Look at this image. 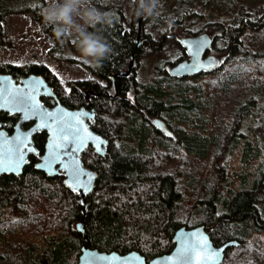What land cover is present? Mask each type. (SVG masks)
<instances>
[{"label":"trees","instance_id":"16d2710c","mask_svg":"<svg viewBox=\"0 0 264 264\" xmlns=\"http://www.w3.org/2000/svg\"><path fill=\"white\" fill-rule=\"evenodd\" d=\"M163 1L157 0L154 15L140 22L138 48L141 2L127 28L121 6L92 0L100 11L115 17L110 26H97L111 47L110 55L99 64L93 60L86 65L96 78L108 81L105 85L97 80L71 81L69 92L42 62L0 64V74L16 79L41 75L70 109L87 106L83 91L94 90L96 119L89 124L109 141L104 157L91 147L82 154L84 166L98 174L83 216L80 196L64 186L63 174L47 178L35 169L47 135L35 136L39 155L30 157L24 173L0 177V264H77L84 244L120 254L135 250L150 260L172 251L180 227L197 225H205L215 246L232 240L240 244L226 251L222 264H264V248L252 236L264 233V16L255 20L242 14L226 46L218 49L214 43L213 49L225 54L214 73L170 76V66L188 57L181 47L174 62L159 58L148 78L140 79L137 71L120 77L132 55L139 66L144 45L160 48L165 37L152 44L153 28L169 31L182 21L179 18L198 19L196 12L172 16ZM44 3L34 0L17 9L0 0V36L8 15L31 12L51 40L49 56L76 62L72 54L81 53L76 37H56L41 14ZM205 27L215 39L228 28L224 20ZM252 35H263L258 48L246 45ZM155 118L163 120L172 134L157 129ZM18 119L0 116L9 133ZM82 219L87 242L76 229Z\"/></svg>","mask_w":264,"mask_h":264},{"label":"water","instance_id":"95a60500","mask_svg":"<svg viewBox=\"0 0 264 264\" xmlns=\"http://www.w3.org/2000/svg\"><path fill=\"white\" fill-rule=\"evenodd\" d=\"M147 17L140 19L138 23V38L136 40L137 47L141 45V31L140 22ZM215 42V39L207 32H203L194 36L183 37L180 40L182 47L185 49L188 59L175 63L170 67L169 74L174 78H191L199 76L201 74H210L218 71L222 66V60L220 57L214 54H208ZM197 45H202L199 49L198 64L200 67H194L196 61L193 57V52L197 50ZM135 56L132 55L128 69L126 71L120 72L118 75L120 77L129 76L134 68ZM183 66V67H182ZM40 82V83H38ZM112 86L117 96V85L116 76L111 77ZM17 93H27L35 97V100L41 106V111L56 113L57 117L63 116L64 113L70 114L66 117L69 123L74 124L76 127L80 128V136H91L95 137L96 140L86 139L83 146L78 152L71 153L70 155H64L66 151H71L72 147L75 145L68 143L67 148L54 149L52 147V130L48 127L39 128L38 125L41 124L42 120L36 116H30V118L25 119V114L22 111L16 109V107L10 102L12 100V95ZM86 100H90L91 96H95L94 90H86L83 92ZM42 97H54L55 104L52 107L45 106L42 102ZM89 107H80L76 109H70L63 105L58 99L53 88L47 83V81L41 76L36 74H31L27 77H22L20 79L14 78L10 74H0V115L1 113H8L10 115H20L19 121L16 123L13 132L11 134L4 128V124L0 121V151H5L6 149H14L17 144V136L21 139L26 138V143L28 145L27 151L24 153V158L27 161L24 163L19 170L12 171H0V177L3 175H13L15 177H20L24 173L25 167L29 163V157L31 155L38 156L39 151L36 149L34 144V137L36 134L46 133L47 140L45 143L44 153L42 154L40 160L36 163L35 169L37 171L43 172L47 178H55L60 174L64 175V186L71 192L78 193L83 206V216L87 212V197L94 191L96 181L98 178L97 172L91 170L84 166L82 161V154L87 148L91 147L95 153L99 156H106L108 153L109 141L105 137L101 136L95 132L89 121H94L96 119V110L94 106L89 102ZM74 116L80 117V123H77L72 119ZM34 122L29 128L24 129L23 125L25 123ZM47 123L51 124L52 121L48 120ZM154 126L164 132L166 135H171V131L166 125V123L160 118H155L153 120ZM58 127V125H57ZM86 130V131H85ZM62 133H57V142L65 143L60 137ZM22 147V146H21ZM56 152L60 156V161L68 163L71 167V161L75 160L77 162L78 168L84 173V175L79 176L78 180L73 178L69 171L62 167L60 161L51 164V166H45L46 161L50 158V153ZM87 185V189L83 185ZM76 229L82 234L84 240L88 241V235L84 229V219L76 224ZM187 237L188 244H196L197 238H206L208 243V252H218V257H213L211 260L204 259V251L199 252L200 259L192 261V264H222L225 259L226 251L232 247L239 246L237 241H229L220 246H215L211 240V237L205 227V225H197L194 227L182 226L176 230L172 242L174 248L171 252L154 257L147 260L140 252L130 251L125 254H120L116 251L104 252L98 249H92L84 244L80 249V256L78 258L77 264H173L169 261V257H174L177 249L180 247V240Z\"/></svg>","mask_w":264,"mask_h":264},{"label":"rangeland","instance_id":"374dc122","mask_svg":"<svg viewBox=\"0 0 264 264\" xmlns=\"http://www.w3.org/2000/svg\"><path fill=\"white\" fill-rule=\"evenodd\" d=\"M36 1V0H35ZM105 5H117L124 9L126 16V27H130L133 20L136 7L140 0H100ZM161 2V0H159ZM34 0H6L9 8H25ZM45 8L49 0H44ZM164 0L162 7H167L169 14L175 17H182L184 14L195 13L197 20L193 22L192 18H179L173 29L166 31L164 27L153 28L151 33L155 38L154 45L164 36L163 42L158 49H152L150 45L143 47L139 66L133 71H137V77L140 79L148 78L152 72L153 66L159 60L164 58L169 62H174L179 55L182 47L180 40L183 37L194 36L203 32H208L214 39L215 33L209 32L205 25L214 20H224L227 22V30L223 36L215 39V44L222 49L226 46L230 31L234 24L238 23L242 14H247L252 19H259L264 16V0ZM42 8V9H43ZM152 18V17H151ZM148 22H151V20ZM187 29H193L197 34H189ZM162 30V31H161ZM263 35H252L245 40L246 45L258 48L256 45L259 40H263ZM214 44V45H215ZM51 47V40L42 30V24L37 22L31 12L13 13L6 17L4 21V35L0 36V64L11 63L18 66H24L29 63H44L59 78L62 86L70 90L69 82L77 80L95 81L106 84V80L96 78L86 66L92 63L91 57L85 58L81 53H73L76 62H58L53 60L48 50ZM183 48V47H182ZM264 48V47H263ZM264 50V49H263ZM208 54H214L223 61L225 54L214 50ZM172 66V65H171ZM170 66V67H171ZM253 240L264 248V233L253 234Z\"/></svg>","mask_w":264,"mask_h":264},{"label":"snow or ice","instance_id":"6c2138e0","mask_svg":"<svg viewBox=\"0 0 264 264\" xmlns=\"http://www.w3.org/2000/svg\"><path fill=\"white\" fill-rule=\"evenodd\" d=\"M202 45H197V50L193 52V57L196 63L194 67L198 68L199 49ZM183 67V66H182ZM40 83V82H38ZM17 110L24 112L25 119L30 118V116H36L42 120L41 124L38 125L39 128L48 127L52 130V147L54 149L67 148L68 143L75 145L71 148V151H66L64 155H70L71 153L78 152L83 146L86 139L96 140L95 137L91 136H80V128L76 127L74 124L69 123L66 117H69L70 114L64 113L63 116L57 117L56 113L52 112H43L41 111V106L35 100V97L27 93H17L12 95V100L10 101ZM77 123H80V117H72ZM52 121L51 124L47 121ZM58 125V127H57ZM86 131V130H85ZM62 133L60 139L65 141L61 144L57 142V133ZM17 144L14 149H6L5 151H0V171H16L26 163L27 161L24 158L25 151L29 150L26 143V138L21 139L19 136L16 138ZM22 146V147H21ZM60 161V156L56 152L50 153L49 160L46 161L45 166H51V164ZM62 163V167L69 171V174L78 180L79 176L84 175V173L78 168L77 162L75 160L71 161V167L68 163ZM87 189V185H83ZM208 243L206 238H197L196 244L189 245L188 238L185 237L180 240V247L177 249V252L174 257H169L168 260L172 261L173 264H192V261L199 260V252L204 251V259L211 260L213 257H218V252H208Z\"/></svg>","mask_w":264,"mask_h":264},{"label":"clouds","instance_id":"9594fccd","mask_svg":"<svg viewBox=\"0 0 264 264\" xmlns=\"http://www.w3.org/2000/svg\"><path fill=\"white\" fill-rule=\"evenodd\" d=\"M156 2L141 0L137 15H154ZM41 14L44 21L53 26L57 38L75 36L78 50L85 58L91 57L99 64L110 55L111 47L97 26H110L115 17L109 12L100 11L92 0H49ZM89 28L94 31H88Z\"/></svg>","mask_w":264,"mask_h":264},{"label":"flooded vegetation","instance_id":"af4514ba","mask_svg":"<svg viewBox=\"0 0 264 264\" xmlns=\"http://www.w3.org/2000/svg\"><path fill=\"white\" fill-rule=\"evenodd\" d=\"M188 58V57H187ZM107 83H108V81H107ZM106 83V84H107ZM54 90V89H53ZM55 91V90H54ZM69 92L71 91V87H70V90H68ZM84 92V91H83ZM56 93V92H55ZM56 95H57V97H58V99L60 100V98H59V96H58V94L56 93ZM84 96V95H83ZM92 97V96H91ZM91 97H90V100L88 101V100H86V101H88V103L90 102L91 103ZM84 98H85V96H84ZM42 102H43V104L45 105V106H48V107H52L54 104H55V99H54V97H42ZM61 101V100H60ZM46 103V104H45ZM62 103V102H61ZM92 104V103H91ZM82 107H89V105H87V106H82ZM2 114V113H1ZM5 114H8V113H5ZM8 115H10V114H8ZM16 115V114H15ZM1 116V115H0ZM10 116H13V115H10ZM18 116V118L20 119V115H17ZM19 119H18V121H19ZM17 121V122H18ZM2 122V121H1ZM16 122V123H17ZM3 124H4V128H5V123L4 122H2ZM34 122H29V123H25L24 125H23V128L24 129H27V128H29L32 124H33ZM16 125V124H15ZM15 125H14V127H15ZM6 129V128H5ZM14 129V128H13ZM13 132V131H12ZM9 133V132H8ZM9 134H11V133H9ZM37 135V134H36ZM35 135V136H36ZM35 138V137H34ZM31 156H33V155H31ZM30 156V157H31ZM30 157H29V160H30Z\"/></svg>","mask_w":264,"mask_h":264},{"label":"bare ground","instance_id":"6f19581e","mask_svg":"<svg viewBox=\"0 0 264 264\" xmlns=\"http://www.w3.org/2000/svg\"><path fill=\"white\" fill-rule=\"evenodd\" d=\"M83 209V208H82Z\"/></svg>","mask_w":264,"mask_h":264}]
</instances>
